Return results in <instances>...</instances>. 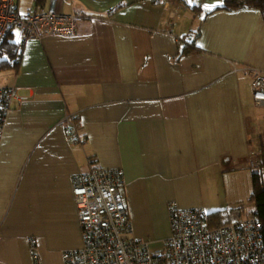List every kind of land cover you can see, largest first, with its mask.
Returning <instances> with one entry per match:
<instances>
[{"label":"crops","instance_id":"crops-1","mask_svg":"<svg viewBox=\"0 0 264 264\" xmlns=\"http://www.w3.org/2000/svg\"><path fill=\"white\" fill-rule=\"evenodd\" d=\"M224 0H57L71 36L22 40L17 98L0 137V264H63L81 247L71 179L120 170L136 240L170 234L167 205L241 210L232 193L264 143L252 79L264 72V23ZM49 0H16L21 16ZM201 53L181 54L186 37ZM69 122L76 130L69 131ZM249 186H251V174Z\"/></svg>","mask_w":264,"mask_h":264},{"label":"built area","instance_id":"built-area-1","mask_svg":"<svg viewBox=\"0 0 264 264\" xmlns=\"http://www.w3.org/2000/svg\"><path fill=\"white\" fill-rule=\"evenodd\" d=\"M49 1L47 12L21 16L16 0H0V45L11 30L19 32L23 41L74 35L79 16L60 13L57 0ZM251 87L254 103L264 107V72L254 75ZM16 98L14 87H0V137ZM69 128L75 137L76 127L69 122ZM247 167L253 173L259 171L257 153L248 155ZM123 186L120 170L92 168L72 176L81 247L63 252V264H264L258 220L237 209L211 220L200 208H182L171 201L167 205L169 236L157 245L136 240ZM30 253L34 264H40L35 240L30 241Z\"/></svg>","mask_w":264,"mask_h":264},{"label":"trees","instance_id":"trees-1","mask_svg":"<svg viewBox=\"0 0 264 264\" xmlns=\"http://www.w3.org/2000/svg\"><path fill=\"white\" fill-rule=\"evenodd\" d=\"M218 9L227 11L255 9L260 13L264 23V0H224L223 5ZM13 32V30L9 31L6 40L0 45V72L7 70L16 71L20 65L23 42L15 41ZM180 52L181 54L201 53L194 40H183L182 44L180 45ZM258 156L259 171L256 173H251V193L248 202L253 205V210L250 213L253 214L258 220V229L262 237L264 252V143L261 145ZM229 211L232 210H223L208 214V217L211 220H216Z\"/></svg>","mask_w":264,"mask_h":264},{"label":"rangeland","instance_id":"rangeland-1","mask_svg":"<svg viewBox=\"0 0 264 264\" xmlns=\"http://www.w3.org/2000/svg\"><path fill=\"white\" fill-rule=\"evenodd\" d=\"M261 111L264 113V107H261ZM264 131V130H263ZM247 174H243V176L247 179V186L245 185H242V182L240 179L241 176L239 175V177H237V184L236 186L232 189V193L238 192V194H240V199H241V206L242 208L245 209V211L249 212V211H252L253 210V205L248 202V199H249V196H250V193H251V186H249V179L250 178V172L249 171H246Z\"/></svg>","mask_w":264,"mask_h":264}]
</instances>
